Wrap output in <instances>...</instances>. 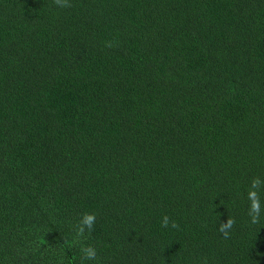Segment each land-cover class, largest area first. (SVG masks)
<instances>
[{
  "label": "trees",
  "instance_id": "16d2710c",
  "mask_svg": "<svg viewBox=\"0 0 264 264\" xmlns=\"http://www.w3.org/2000/svg\"><path fill=\"white\" fill-rule=\"evenodd\" d=\"M0 264H264V0H0Z\"/></svg>",
  "mask_w": 264,
  "mask_h": 264
},
{
  "label": "clouds",
  "instance_id": "9594fccd",
  "mask_svg": "<svg viewBox=\"0 0 264 264\" xmlns=\"http://www.w3.org/2000/svg\"><path fill=\"white\" fill-rule=\"evenodd\" d=\"M55 3H57V4H60V0H55ZM254 207H257V205L254 203V205H253ZM91 219H92V217H88V220L89 221H91ZM253 222H255V219L253 220ZM90 255H91V253H90Z\"/></svg>",
  "mask_w": 264,
  "mask_h": 264
}]
</instances>
